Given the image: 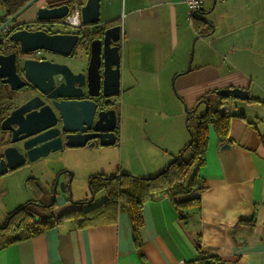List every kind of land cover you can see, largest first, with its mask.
<instances>
[{
	"label": "crops",
	"instance_id": "0c3cea01",
	"mask_svg": "<svg viewBox=\"0 0 264 264\" xmlns=\"http://www.w3.org/2000/svg\"><path fill=\"white\" fill-rule=\"evenodd\" d=\"M36 8L28 12L35 15ZM202 8L209 13L196 16L213 28L198 32L188 22L184 0H99L97 28L121 27L120 99L150 94L155 119L146 135L141 118L120 120L119 167L105 163L90 175L156 174L169 162L167 154L174 156L188 139L184 105L190 110L207 97L213 106L217 90L243 89L250 100L264 103V0H203ZM195 37L190 71L184 73ZM204 110L200 105L196 114ZM232 114L228 140L220 141L208 128L200 190L177 198H198L185 223L167 195L159 193L143 205L136 244L122 210L107 224L79 228L64 220L1 250L0 264H192L205 257L264 264V107L234 100ZM100 193L102 198L84 208L101 203L105 194ZM66 198L52 207L53 218L77 208Z\"/></svg>",
	"mask_w": 264,
	"mask_h": 264
},
{
	"label": "water",
	"instance_id": "95a60500",
	"mask_svg": "<svg viewBox=\"0 0 264 264\" xmlns=\"http://www.w3.org/2000/svg\"><path fill=\"white\" fill-rule=\"evenodd\" d=\"M38 1L31 0L4 21L0 25V31L8 23L16 21L34 4L37 5ZM213 7L214 4L210 11ZM79 12L82 26L76 29L75 33L15 29L7 37L9 43L16 45L17 51L0 53V81L7 85L11 92H18L24 87L26 89L20 94L17 105L0 120V134L9 133L7 143L10 145L3 149L0 156V176L22 167L26 162H35L64 148H92L95 144L112 147L116 144V111L115 109L98 111L96 99H103L104 105L114 107L118 105L121 27L115 25L102 28L97 33L93 31L99 24V0H85L79 7ZM68 13V5L54 8L41 5L36 8L34 20L17 24L60 22ZM208 13L203 12L201 8L196 15L203 16ZM196 15L194 17L198 19ZM199 19L207 27L213 28L208 20ZM83 28L88 30L92 28L88 31V35L91 36L89 40H86V36H81ZM197 38L195 37L191 44L190 62ZM78 45L83 46L89 58L86 68L77 72L61 62L20 58L39 50L61 58H69ZM190 62L184 73L190 71ZM215 94L241 102L250 100L248 91L239 88L220 89ZM200 105H204L207 110V102L200 100L190 110L184 105L185 114L193 116ZM187 130L189 140L186 147H189L192 144V133ZM219 140L223 141L221 138ZM223 148H228V145H224ZM164 170L165 168L159 173H163ZM71 177L70 175L68 184L64 181L59 182L58 176L55 178L51 202L48 205L30 204L40 208L52 207L57 186L61 193H67L70 200ZM90 181L88 189L91 200L87 201V204L94 199ZM83 203L82 201L73 205ZM11 217L12 214L8 216L5 225L0 227L4 229Z\"/></svg>",
	"mask_w": 264,
	"mask_h": 264
},
{
	"label": "trees",
	"instance_id": "16d2710c",
	"mask_svg": "<svg viewBox=\"0 0 264 264\" xmlns=\"http://www.w3.org/2000/svg\"><path fill=\"white\" fill-rule=\"evenodd\" d=\"M31 0H0L1 21L4 22L11 18L16 12L24 7ZM40 1V0H39ZM42 5L49 8L59 7L63 5H77L80 7L85 0H43ZM57 21H51L52 24H62ZM39 24V22L37 23ZM191 26L195 31H200L206 27L204 22L199 18L191 19ZM13 29L37 30V25L22 26L13 22ZM85 27V26H83ZM102 28H95L93 31L97 33ZM10 30V31H11ZM11 43L0 44V53L8 54L13 51H4ZM16 45L13 44V47ZM7 85L0 81V120L12 108L13 94ZM202 100V99H200ZM207 102V110L200 115L196 113L193 116L186 114L187 124L189 120H193L194 126L191 128L187 125L192 133V144L184 147L180 153L173 157L170 163L165 166L163 173H158L152 178H136L130 174L115 173L112 176L102 174L91 177L90 190L95 196L103 192L105 199L98 205L91 208H84L87 200L83 201V205H76L77 208L67 211L58 218L51 216L47 218H38L28 209L33 206L30 203H37L38 198L42 195L43 189L35 178H28L27 186L33 194L32 202L26 203V207H19L12 212V217L6 227H0V251L7 246L32 239L42 235L47 230L59 225L64 220H72L79 227L94 226L97 224L112 223L116 218L118 211H125L129 217L131 228L136 244L137 236L143 225L142 208L145 202L155 198L159 193H164L169 198L175 211L182 222H186V211L192 206L198 204V198H185L177 200L180 196H188L200 190L198 181V169L204 165V158L207 151L208 128L212 126L218 138L228 140V132L230 121L233 118L231 97L216 96L215 106ZM199 102V101H198ZM255 102L264 107V103L257 100H249L247 103ZM206 111V112H205ZM116 141H117V132ZM189 140V135L188 139ZM92 203V202H91ZM11 214H7V217ZM192 264H227L219 258H197Z\"/></svg>",
	"mask_w": 264,
	"mask_h": 264
},
{
	"label": "rangeland",
	"instance_id": "374dc122",
	"mask_svg": "<svg viewBox=\"0 0 264 264\" xmlns=\"http://www.w3.org/2000/svg\"><path fill=\"white\" fill-rule=\"evenodd\" d=\"M41 1V0H40ZM38 1L37 3H39ZM37 7L36 4L32 6ZM29 10V9H28ZM28 10L23 12L21 16L18 17V21H22L23 23L29 22L30 20H34L35 16L34 14L31 15ZM63 21V20H62ZM62 24H53V27L50 29H42L44 31H51V32H59V33H75L71 31L72 29L68 28L63 22ZM25 26V25H22ZM82 26V25H81ZM90 30V29H89ZM195 49V44L193 46V53ZM4 51H17L16 46L13 47V44H9L7 48H5ZM191 51V47H190ZM86 51L84 50L83 46L78 45L75 47L73 54L69 58H61L58 57L52 53L43 52L40 55V58L52 61V62H61L68 65V67L71 70H76L79 65H83L84 68L87 66L88 58ZM193 56V54H192ZM189 62H190V55H189ZM192 62V60H191ZM190 62V65H191ZM83 68V69H84ZM81 70V69H80ZM20 94L14 93L13 99H12V108L17 105L18 98ZM216 94L213 95V98L215 100L216 104ZM153 97L150 94L142 95L140 98H122L120 99V95L118 96V105L115 108L116 111V119H117V126L115 131L117 132V137H119V122L120 120L123 123L129 122V120H137L141 118L144 120V123H147V126L144 127L143 131L146 135V131L148 130V126H151V124L154 122L155 117L151 115L152 113V103H153ZM213 104V107L215 106ZM164 106V105H163ZM204 106V105H203ZM184 110V108H183ZM149 112V113H148ZM187 116L184 112V131L186 134H188V127L191 128L194 126L193 120H189L188 124L186 122ZM4 135V134H3ZM0 135V140L2 139V136ZM188 143V140H186V143L184 144L183 148ZM117 147V148H116ZM116 150L115 151L112 147H102L96 144L92 148H77V149H70V148H64L60 151H57L55 153L49 154L45 158H41L35 162L32 163H26L22 167L10 171L6 173L3 176H0V225L2 226L4 224V221L7 218V214H11L19 207L25 205L26 203L32 202L31 199H33V194L30 191V186H27L26 181L28 178H35L37 179L41 186L43 187L44 193L41 197L38 198V204L40 205H48L51 201V191L53 188V184L55 181V178L58 176V181L68 184L70 175L71 180L69 183V190H70V200H68V204L70 206H75L73 203H78L82 201H90L91 196L88 189V183L91 177L94 175H90L92 169H100L102 165L105 163L112 164L116 163V165L119 167V148H118V141L115 145ZM183 148L180 150L182 151ZM180 151H178L174 156L170 157L167 154V159H170L168 163L173 160V157L177 156ZM168 163L165 165L167 166ZM164 166V167H165ZM161 168L156 174L150 177H140L131 175L136 178H152L155 175H157L159 172H161L163 169ZM120 174H127L126 172H119ZM90 175V176H89ZM128 175V174H127ZM66 179V180H65ZM99 194V193H98ZM97 194L96 200L95 196L93 201L96 203V201L99 198L103 197V194L100 193ZM63 196V193L57 191L55 195L56 202L58 199ZM68 198V197H67ZM66 198V199H67ZM86 207V206H85ZM28 209L31 213H33L38 218H47L49 216L54 215V208H38L34 206H29ZM190 209H193V206L190 207Z\"/></svg>",
	"mask_w": 264,
	"mask_h": 264
},
{
	"label": "built area",
	"instance_id": "2783aa9c",
	"mask_svg": "<svg viewBox=\"0 0 264 264\" xmlns=\"http://www.w3.org/2000/svg\"><path fill=\"white\" fill-rule=\"evenodd\" d=\"M185 3V7H186V12H187V19L188 22L191 24V19L193 18V16L196 15V13L198 11L201 10L202 6H203V0H184ZM68 28L72 29V30H76L81 28V21H80V12H79V7L77 5H72L69 6V13L68 15L63 19L62 21ZM3 22L1 21V14H0V25ZM13 23H8L7 25H5V27H3L0 31V44H6L7 41V37L9 36V34L13 31L11 29H13ZM11 30V31H10ZM42 51H35L31 54L25 55L20 57L21 60L23 59H33V60H43L42 58H40Z\"/></svg>",
	"mask_w": 264,
	"mask_h": 264
},
{
	"label": "flooded vegetation",
	"instance_id": "af4514ba",
	"mask_svg": "<svg viewBox=\"0 0 264 264\" xmlns=\"http://www.w3.org/2000/svg\"><path fill=\"white\" fill-rule=\"evenodd\" d=\"M53 27V24L52 23H49V24H43V23H39V24H37V29H50V28H52ZM76 31V30H75ZM74 31V32H75ZM82 31V35L81 36H86V40H89L90 38H91V36H89L88 35V29H82L81 30ZM49 32H51V31H49ZM26 89V87H24V88H22L21 90H19L18 92H15V93H17V94H22L23 93V91ZM100 99V98H99ZM99 99H96V101H97V103H98V105H99V107H98V111L99 110H108V109H115L116 107H114V106H109L108 104L106 105H104L103 104V99L101 100H99ZM4 134V135H3ZM0 135H3L2 136V139L0 140V156H1V153H2V151H3V149H5L6 147H8V146H10L7 142H8V136H9V133H2V134H0ZM7 139V140H6ZM96 145V144H95ZM27 163V162H26ZM25 163V164H26ZM40 187H41V189H43V187L40 185ZM57 191H59L60 192V189H59V186H57V188H56V190H55V194L57 193ZM43 193H44V190H43ZM43 193H42V195H43ZM51 194H52V192H51ZM67 195V193L66 192H63V195ZM41 195V196H42ZM40 196V197H41ZM51 202V201H50ZM55 203H56V200H55ZM55 203L53 204V206L55 205ZM52 206V207H53ZM83 206H86V205H83ZM35 207V206H34ZM51 207V208H52ZM38 208H40V207H38ZM50 208V209H51ZM8 218V217H7ZM7 218H6V220H7ZM6 220L4 221V224H3V226L5 225V223H6Z\"/></svg>",
	"mask_w": 264,
	"mask_h": 264
}]
</instances>
